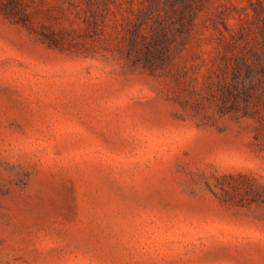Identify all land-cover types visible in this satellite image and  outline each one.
I'll use <instances>...</instances> for the list:
<instances>
[{"label":"rangeland","instance_id":"1","mask_svg":"<svg viewBox=\"0 0 264 264\" xmlns=\"http://www.w3.org/2000/svg\"><path fill=\"white\" fill-rule=\"evenodd\" d=\"M0 264H264V0H0Z\"/></svg>","mask_w":264,"mask_h":264}]
</instances>
